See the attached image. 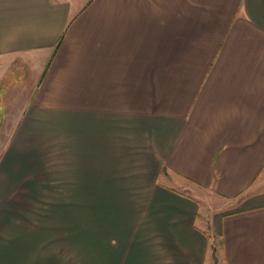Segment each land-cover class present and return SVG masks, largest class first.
<instances>
[{
    "label": "crops",
    "instance_id": "1",
    "mask_svg": "<svg viewBox=\"0 0 264 264\" xmlns=\"http://www.w3.org/2000/svg\"><path fill=\"white\" fill-rule=\"evenodd\" d=\"M0 264H264V0H0Z\"/></svg>",
    "mask_w": 264,
    "mask_h": 264
},
{
    "label": "rangeland",
    "instance_id": "2",
    "mask_svg": "<svg viewBox=\"0 0 264 264\" xmlns=\"http://www.w3.org/2000/svg\"><path fill=\"white\" fill-rule=\"evenodd\" d=\"M23 64V65H22ZM21 66L17 65V69H16V81L15 82H11V84H8L7 87H5L4 89V93H7L8 95H10L11 97L16 99V109L20 108V106H22L24 99H25V95H24V91L26 90V85L25 82L23 81V76H24V61H22V63L20 64ZM4 95V94H3ZM6 95V94H5ZM44 192H38V194H43ZM217 238L214 237V240L212 241L211 245L212 247H215L217 244Z\"/></svg>",
    "mask_w": 264,
    "mask_h": 264
}]
</instances>
